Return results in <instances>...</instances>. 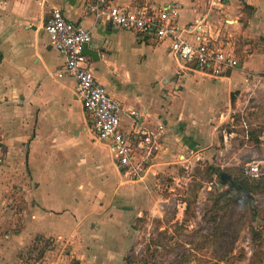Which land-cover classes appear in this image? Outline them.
Returning <instances> with one entry per match:
<instances>
[{"label": "crops", "instance_id": "0c3cea01", "mask_svg": "<svg viewBox=\"0 0 264 264\" xmlns=\"http://www.w3.org/2000/svg\"><path fill=\"white\" fill-rule=\"evenodd\" d=\"M92 1L0 0V264H70L74 258L76 264H126L136 220L164 224L159 201H168H138L133 190L149 192L169 157L204 150L201 142L224 121L222 102L234 82L264 67L260 49L245 59L237 52L247 53L264 38V0H115L131 10L175 8L187 41L206 40L239 60L217 78L182 69L168 38L143 39L95 21L87 10ZM53 8L91 29V46L111 71L95 69L93 58L92 69L121 103V130L130 140L161 127L160 150L141 179L129 178L109 144L98 139L76 80L57 77L66 57L45 30ZM124 44L141 58L142 74L108 59ZM39 249L41 256L27 258Z\"/></svg>", "mask_w": 264, "mask_h": 264}, {"label": "rangeland", "instance_id": "374dc122", "mask_svg": "<svg viewBox=\"0 0 264 264\" xmlns=\"http://www.w3.org/2000/svg\"><path fill=\"white\" fill-rule=\"evenodd\" d=\"M239 41L237 47L241 43ZM136 47L140 48L138 45ZM116 49L117 56L108 57L109 60L136 70L143 68L141 58L133 57L129 44ZM242 49L237 50L241 59H245L254 49L264 52V38L260 39L259 44L252 45L247 53H243ZM167 59V63L174 67V59ZM93 65L102 72L111 71L103 58ZM263 71L264 67L249 71L239 83L234 82L227 103L222 102L224 121L218 128L212 129L209 140L201 142L204 150L199 153L187 151L184 153L186 159L169 157L164 170L154 177L149 192L141 194L138 188L133 190V196H137L135 199L138 201L144 198L148 201L168 200L159 201L162 202L160 209L165 211L164 224L156 222V218L148 220L146 216L136 220L134 228L138 231L134 233L130 250L135 264H249L255 250L251 226L261 231L264 251V194L253 198L252 202L258 209L255 218L251 214L237 216L232 223H228V219L223 220L227 211L217 209L213 202L216 188L228 189L230 181L211 172L214 166L221 169L220 173L232 176L231 170L248 157L250 160L245 163L244 171L250 162L260 163L264 171ZM187 202L191 212L188 214ZM34 248L30 247V252ZM43 252V249L41 252L40 249L33 251L28 253L27 258L39 257ZM70 264H76V259H72Z\"/></svg>", "mask_w": 264, "mask_h": 264}, {"label": "built area", "instance_id": "2783aa9c", "mask_svg": "<svg viewBox=\"0 0 264 264\" xmlns=\"http://www.w3.org/2000/svg\"><path fill=\"white\" fill-rule=\"evenodd\" d=\"M95 21H104L112 27L132 31L141 38L153 36L170 39V51L182 63V69H194L217 78L236 68L239 60L222 49L203 40L197 44L187 41L175 22L176 9L144 8L131 10L120 6L115 0H93L87 7ZM197 25L187 28L196 30ZM199 30L202 28H198ZM54 49L64 54L65 63L56 72L58 78L73 77L77 82V95L86 114L93 122L99 140L109 144L117 163L132 179H141L146 172L148 159L160 150L161 127L140 133L130 140L121 130L122 106L95 76L91 57L83 53L86 44H92L93 33L83 24L70 21L61 8H53L45 24ZM264 79V71L262 72ZM131 116L140 112L131 110ZM245 173L259 179L264 171L260 163H248Z\"/></svg>", "mask_w": 264, "mask_h": 264}, {"label": "trees", "instance_id": "16d2710c", "mask_svg": "<svg viewBox=\"0 0 264 264\" xmlns=\"http://www.w3.org/2000/svg\"><path fill=\"white\" fill-rule=\"evenodd\" d=\"M249 160L250 157L245 158L239 166L233 168L230 172L232 176L227 174L230 181L228 189L220 190L219 187L216 188L213 205L217 209L227 211V215L223 217V220L228 219V223H232L237 216L242 217L251 214L255 218L257 215L258 209L252 201L255 195L264 194V174L259 179L249 177L244 171V165ZM220 171V168L211 167L212 175L216 174L222 178ZM188 213L191 212L190 204L187 202L186 214ZM250 234L255 250L249 264H262L264 260L262 233L251 226ZM125 261L126 264H135L132 254L127 255Z\"/></svg>", "mask_w": 264, "mask_h": 264}, {"label": "water", "instance_id": "95a60500", "mask_svg": "<svg viewBox=\"0 0 264 264\" xmlns=\"http://www.w3.org/2000/svg\"><path fill=\"white\" fill-rule=\"evenodd\" d=\"M83 53H84L85 55L90 56V57L93 58V60H95V61H98V60L100 59V56H99V54H98V51L95 50V49H93L92 46H91V44H86V45L84 46ZM221 176H222V179H223V180H225L226 178H228V175L225 174V173H222Z\"/></svg>", "mask_w": 264, "mask_h": 264}]
</instances>
